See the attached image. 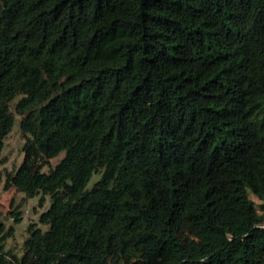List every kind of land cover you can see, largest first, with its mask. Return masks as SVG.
I'll use <instances>...</instances> for the list:
<instances>
[{"label": "trees", "instance_id": "1", "mask_svg": "<svg viewBox=\"0 0 264 264\" xmlns=\"http://www.w3.org/2000/svg\"><path fill=\"white\" fill-rule=\"evenodd\" d=\"M17 97L0 264H264V0H0V158Z\"/></svg>", "mask_w": 264, "mask_h": 264}, {"label": "rangeland", "instance_id": "2", "mask_svg": "<svg viewBox=\"0 0 264 264\" xmlns=\"http://www.w3.org/2000/svg\"><path fill=\"white\" fill-rule=\"evenodd\" d=\"M21 97H17L11 103V110L15 117V124L10 133L7 135L4 141V148L2 150L0 158V220L5 223L7 227L15 226V234L6 241V250H12L19 256L23 255L24 242L29 237V227L38 226L42 229H46V226L39 222L40 215L45 212L50 206L49 195L45 196L44 205L42 206L40 194L34 198H28L24 193L18 191L16 188H5V181L8 173H14L24 159L23 147L25 144V137L21 131V121L23 116L19 115L15 106ZM65 156V153H61L59 156L51 158L49 164L42 168V171L48 172L50 168L56 166ZM100 175H94L90 182V186L93 185ZM258 202V199L252 196ZM259 207V202L257 203ZM11 211L20 213L22 216V222L20 224L14 223V218L11 215Z\"/></svg>", "mask_w": 264, "mask_h": 264}, {"label": "built area", "instance_id": "3", "mask_svg": "<svg viewBox=\"0 0 264 264\" xmlns=\"http://www.w3.org/2000/svg\"><path fill=\"white\" fill-rule=\"evenodd\" d=\"M262 227H264V224L263 225H261Z\"/></svg>", "mask_w": 264, "mask_h": 264}]
</instances>
